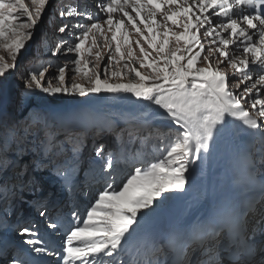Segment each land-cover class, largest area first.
<instances>
[{"label": "snow or ice", "instance_id": "snow-or-ice-1", "mask_svg": "<svg viewBox=\"0 0 264 264\" xmlns=\"http://www.w3.org/2000/svg\"><path fill=\"white\" fill-rule=\"evenodd\" d=\"M31 4L32 8L26 0H0V47L8 51L11 61L0 56V82L16 69L17 57L25 49V42L33 37L48 0H31ZM97 7L106 14L102 23L76 7L60 12L61 17L84 18L58 27L61 34L71 29L79 32H71L76 41L73 45L62 52L67 41L61 40L52 53L74 54L68 60L74 67L59 66L52 77L55 86L52 80L46 81L47 69L30 73L23 85L26 93L38 89L50 95L80 98L130 94L175 126H158L165 135L172 134L171 142L160 141L161 156L142 161L144 166L134 167L120 183L113 175V160L107 159L104 170L108 179L88 202L83 215L71 211L60 251L50 248L49 241L34 227L21 228L20 235L26 237L23 243L30 246V253L54 256L57 264H165L152 258L164 253L152 224L169 201L186 191V173L195 171L193 166L199 167L198 162L211 154L233 122H239L236 127L240 130L264 138V0H100ZM128 25L139 37L134 42L139 55L132 46ZM140 25L144 26L143 31ZM173 27L182 30L174 31ZM107 33H111L110 39ZM113 42L114 53L104 63L102 48L111 50ZM93 56L95 63L89 59ZM228 68L234 70L232 77L226 72ZM140 69H149L150 73L144 74ZM69 71L72 76H67ZM77 76L86 84L66 83ZM34 150L38 158L24 166L15 184L2 186L4 193L0 197H5V193L15 197L22 192L29 167L34 172L42 171L58 151L54 138L48 137ZM103 152L98 147L97 157ZM19 154H24L22 149ZM260 160L264 162V155ZM6 166V160L0 161V171ZM68 171L62 162L55 166V174L63 178L66 189L71 191ZM248 171L250 175L256 172L255 160L248 161ZM259 185L264 196V177ZM34 204L41 209L40 217L46 218V203L37 200ZM249 211L252 209H232L230 219L224 223L197 222L187 229H172L167 247L192 249L176 264H213L214 260L215 264H223L219 236L224 228L243 237V244L230 252L231 264H256L255 257L264 252V245L257 247L254 243L259 230L256 225L251 232L248 230ZM60 227L59 219L49 220L47 228L52 231L48 235L58 234ZM201 248L202 258L193 260ZM132 251L143 253L144 259L124 261L122 254ZM6 264L29 261L13 256L6 259Z\"/></svg>", "mask_w": 264, "mask_h": 264}, {"label": "rangeland", "instance_id": "rangeland-1", "mask_svg": "<svg viewBox=\"0 0 264 264\" xmlns=\"http://www.w3.org/2000/svg\"><path fill=\"white\" fill-rule=\"evenodd\" d=\"M99 2L100 0H48L41 19L33 30V37L25 42V49H21L17 57L16 69L7 80L0 82V121L4 118L8 126L0 128V161H7L6 168L0 171V193H4L3 185L15 184L24 166L31 165L33 159L38 158L34 149L45 137L54 138L58 150L52 162L42 171L34 172L29 167L24 177L25 188L18 193V197H13L11 193H5L6 198L0 197V249L6 241L12 240L15 242L14 245L18 243L17 239L21 235L16 233V230L32 227L38 224L39 220L46 221L55 216L57 208H51L52 204L62 197L66 201L69 195L73 194L75 198L81 199L86 207L93 199L95 195L93 193L102 190L108 179V173L104 170L107 159L113 160L115 168L113 175L116 182L120 183L127 178L134 167H141L142 161H151L161 156V151L158 150L160 141L171 142L172 134L165 135L157 124H165L164 128L175 126L168 123L163 116L158 117L153 108L144 107L130 94L118 97L101 94L92 98H80L78 95H50L38 89L32 94L26 93L23 85L30 73L47 69L46 81L52 80L57 68L68 64V60L74 55L72 53L52 55L61 40L67 41L62 47V52L69 45H73L76 41L71 32H79V29H71V32L61 34L58 27L63 23L71 25L77 20L84 21V18L61 17L60 12L67 11L69 7H76L80 11L91 12V15L102 23L106 14L97 7ZM26 4L30 8L33 7L31 0H26ZM132 15L135 16V13ZM157 19L160 21L161 16L158 15ZM169 25L171 26V22ZM140 27L143 31L144 26L140 25ZM127 28L131 36H137L130 25ZM173 30L182 29L173 27ZM107 35L110 39L111 33ZM138 38L137 36L131 39L133 48ZM88 43L90 44L91 40ZM204 43L207 48V39ZM85 47L87 48L88 44ZM144 47L147 49L146 44ZM114 48V42L111 50L107 47L102 48L104 63H107L108 56L114 53ZM95 51L96 49H93V53ZM135 52L139 55L138 48H135ZM0 56L11 62L8 51L2 47H0ZM89 59L95 63L94 56ZM73 67L68 64L69 69ZM136 67H139L138 64ZM220 67L224 66L220 65ZM140 71L144 74L150 73L149 69H140ZM226 72L232 77L234 70L228 68ZM72 75L71 71L67 72V76ZM74 82L86 84V81L79 76L75 80H66L69 85ZM52 83L55 86L56 81L52 80ZM240 87L243 88L244 85ZM218 141H222L221 143L225 141L224 144L227 146L225 134ZM98 147L104 149L101 157L96 155ZM21 149L23 155L19 154ZM58 162H62L69 169L71 191L66 189L63 178L55 174V166ZM260 164L256 163V168L259 170ZM191 173H186V176L189 178ZM263 174L264 172L260 175ZM37 200L46 203L47 208L43 209L46 218L40 217L41 209L34 204ZM169 203L170 201L165 207ZM19 222L22 225L16 228ZM10 228L14 229L13 236L9 233ZM44 233L49 234L46 226ZM48 236L53 238V235ZM57 237L59 241V235ZM187 252L190 254L191 249L188 248ZM32 262L35 264L36 260ZM45 264H55V262L48 259Z\"/></svg>", "mask_w": 264, "mask_h": 264}, {"label": "bare ground", "instance_id": "bare-ground-1", "mask_svg": "<svg viewBox=\"0 0 264 264\" xmlns=\"http://www.w3.org/2000/svg\"><path fill=\"white\" fill-rule=\"evenodd\" d=\"M135 37L137 36L130 35V39ZM251 135L252 133L248 136V140H250ZM221 142L217 141L211 149V154L206 159L198 162L199 167L195 166V171L188 178L186 191L178 194L167 207L163 208L160 214L161 221L178 214L186 218L189 216H204L210 210H237L245 197L256 191L261 192L259 180L264 177V174L258 175L256 172L252 175L249 174L248 161L251 160V157L248 148L244 149V153H236L230 151L231 149ZM195 198L198 201H195ZM70 213L71 211L66 213L65 219H70ZM254 213H258L255 214L258 217L262 215L259 210H255L249 215L248 221ZM61 218L62 216H59L57 219ZM47 230L48 233L52 231L48 228ZM57 235H53L52 238L55 242L58 241ZM236 243H239V241ZM23 246L29 252L30 246L24 243ZM187 249L179 254L178 261L189 254ZM222 251L227 253L225 249H222ZM214 252L215 250H213V254ZM30 254L32 259L36 260L35 264H45L48 259L54 261L55 264L57 262L54 256L37 255L34 252ZM262 257H264V254ZM201 258V253L192 257L193 260Z\"/></svg>", "mask_w": 264, "mask_h": 264}, {"label": "trees", "instance_id": "trees-1", "mask_svg": "<svg viewBox=\"0 0 264 264\" xmlns=\"http://www.w3.org/2000/svg\"><path fill=\"white\" fill-rule=\"evenodd\" d=\"M6 125H7V124L5 123L4 118H3V120H2V118H1V121H0V128H2V127H8V126H6ZM0 137H1V135H0ZM195 201H198V199L195 198Z\"/></svg>", "mask_w": 264, "mask_h": 264}]
</instances>
